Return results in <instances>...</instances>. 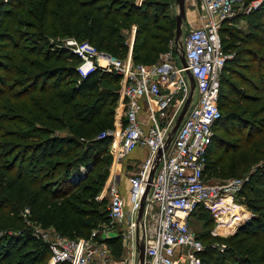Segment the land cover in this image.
<instances>
[{
  "label": "trees",
  "instance_id": "obj_1",
  "mask_svg": "<svg viewBox=\"0 0 264 264\" xmlns=\"http://www.w3.org/2000/svg\"><path fill=\"white\" fill-rule=\"evenodd\" d=\"M134 1L71 0L61 12L49 11L50 6L46 7L43 21H49L48 28L57 37L88 39L98 49L123 58L129 45L121 26L134 19L141 28L132 48L133 59L136 63H153L158 61V54L167 51L176 28L174 19L167 17L170 1L144 0L140 7ZM53 2L46 0V4ZM23 3L24 0L0 1V6L4 5L0 7V23L7 20L6 29H0V100L7 97L15 104L18 100L25 101L23 111L28 117L24 122L21 113L10 117L0 113V120L5 124L13 126L18 121L24 126L1 133L11 140L0 141V194L4 196L0 198V229L16 227L18 219L10 215L27 204L35 213V219L45 225L56 224L62 234L89 236L94 227L110 221L108 212L79 208L74 200L88 201L79 200L78 196L68 198L61 210L50 212L43 206L45 201L41 192L48 193L50 200L69 195L81 183L82 167L96 164L106 154L110 137L98 136L113 127L119 94L114 90L103 91L102 85L109 77L117 85L121 77L98 68L80 78L77 66L81 58L68 46L53 45L42 32L33 35L34 38L31 35L25 37L20 29L23 23L15 17ZM257 11L251 14H258ZM260 12L258 21L249 22L253 30L246 31L248 39L245 42L249 47L239 49L236 32L226 27L222 29L224 49L234 52V57L222 70L218 101L221 117L214 126L205 170L207 175L210 169L217 170L219 166L224 176L241 177L244 167L257 165L235 197L252 216L229 236H215L217 241L224 243L226 252L218 251L214 245L206 247L202 253L203 264H227L230 259H238L239 264H264V160L261 161L264 158V128L255 127H264V117L260 122L251 123L241 112L229 109L222 119V109L233 106L230 89L237 93L246 90L243 99L253 105L261 104L258 112L264 114V55L252 47L260 36L264 37V9ZM162 20L166 21L164 25L160 23ZM15 21L20 28L13 26ZM23 40H29L33 45L26 47L21 43ZM257 46L264 50V42ZM7 50L12 52L9 54ZM21 51L28 55H20ZM50 61L57 64L47 65ZM244 70H249L252 78L243 75ZM13 75L19 79H13ZM243 78L248 79L247 89L243 85L237 89L233 80ZM5 105L3 102L0 107ZM61 107L64 108L62 116L58 114ZM2 127L0 123V129ZM220 128L223 134L233 136V141L220 135ZM62 129L69 133L54 135L55 130ZM224 149L233 155H217ZM28 162H36L32 172L25 166ZM37 186L42 190H36ZM198 210L215 222L208 209L200 207ZM118 239L120 241L119 237L111 238L108 242L113 244ZM17 255L14 262L12 258ZM49 258L48 244L31 230L20 235L6 233L0 236V264H31L29 259L47 264Z\"/></svg>",
  "mask_w": 264,
  "mask_h": 264
},
{
  "label": "built area",
  "instance_id": "obj_2",
  "mask_svg": "<svg viewBox=\"0 0 264 264\" xmlns=\"http://www.w3.org/2000/svg\"><path fill=\"white\" fill-rule=\"evenodd\" d=\"M143 1L134 3L141 6ZM259 2L239 5L240 0H200L206 22L193 27L178 46L186 58V66L171 49L156 62L135 63L132 43L129 53L122 58L99 50L87 40L67 37L65 45L81 58L77 66L80 78L98 68L121 77L114 125L98 137H110L108 148L117 158L140 145L148 147V155L129 176V206L119 183L111 180L105 189L110 201L108 216L112 223L123 225L119 237L125 254L121 258L111 254L108 239L119 232H106L102 237L98 229H93L89 236L77 237L62 233L49 237L46 232H35L49 246V264H140V240L145 243L144 264H203L206 247L190 224L196 210L204 207L210 211L216 223L214 234L219 227L231 225L234 232L251 218V211L235 198L249 176L234 177L220 184L207 180L205 170L214 126L221 117L218 101L222 70L234 57V52L224 49L221 24L250 12ZM188 71L194 77L198 99L191 100L165 148L169 132L190 95ZM143 110L146 119L140 117ZM160 149L162 155L150 180ZM149 183L139 221V208ZM140 224L144 227L141 232Z\"/></svg>",
  "mask_w": 264,
  "mask_h": 264
},
{
  "label": "rangeland",
  "instance_id": "obj_3",
  "mask_svg": "<svg viewBox=\"0 0 264 264\" xmlns=\"http://www.w3.org/2000/svg\"><path fill=\"white\" fill-rule=\"evenodd\" d=\"M1 1V0H0ZM71 0H54V4L50 5L46 4V0H24L23 6L18 9L16 11V19L18 21H20V23H23V27L20 28L19 27V23H17L16 21L13 23L14 27H19L22 31V34H25V37L31 35V37L34 38L33 35H35L38 32H42L44 34V36L47 37V40L50 41L53 45H65V41L67 38H60L55 36V34L51 33V29L48 28L49 21H47L46 23L43 21V12H45V10L47 9L46 7H49L48 9H50L49 11L52 10H58V11H63V8L65 5H68L70 3ZM169 6H168V10H167V17H169V19H174L175 24H176V14L178 13V5L176 4V0H169ZM255 0H240V4H242V2L244 3H252ZM192 3V4H191ZM58 4V6H57ZM200 0H186V6L189 5H195L197 8V13L198 11H200L201 16L203 14H205V11H203L200 8ZM142 6V5H141ZM0 7H4L3 4H1ZM140 7V6H138ZM188 7V6H187ZM186 7V8H187ZM263 7L264 9V0H260L258 7H256L255 9L251 10L248 13H242L240 14L239 17L236 18H232L229 21H224L221 24V35L222 37H224V34L222 33V29L224 27L233 30L236 32L237 36L235 39L238 38V40L236 41V44L238 45V48H242L243 46H247L249 47L250 45L245 42L247 41L246 39H248V34H246V31L248 30H253L252 28H250L249 26V22L250 21H258V17H260L259 13H261L260 11L263 10L261 9ZM261 9V10H260ZM154 10V8H152V11ZM259 10V11H257ZM254 11H257L258 14H251ZM187 11H186V18L183 20L182 23V32L179 38V42L182 43L184 41V39L186 38L187 34L189 33V31L195 27L193 26L190 22L189 19L187 17ZM199 14V13H198ZM198 14H196L198 16ZM251 14V15H250ZM250 15V17L248 16ZM249 17V18H248ZM164 20H168V19H164ZM162 20L160 23L161 24H165L166 21ZM7 26V20L5 21V23H0V29L4 30L6 29ZM141 25L139 22H136L134 19L131 20L128 24H123L121 26V30L123 31L125 37H126V41L128 42V45H130L132 43V48L134 47L135 44V39H136V35L137 32L140 30ZM135 29V32L133 34L132 30ZM228 36V34H227ZM175 37H176V28H174V35L169 43L168 46V51L171 49L173 51H176L177 54L180 53V51L178 52V45L175 43ZM88 41V39H86ZM258 41L252 45V47L257 50L258 53L263 54L264 55V50H259V47L257 45L260 46V43L264 42V37L260 36L258 39ZM29 40H23L21 43L23 45H26V47H30L31 42ZM228 43V42H227ZM231 43V42H230ZM258 43V44H257ZM45 44V43H44ZM47 44V43H46ZM45 44V45H46ZM131 48V49H132ZM130 49V46H129ZM100 50V49H99ZM12 50H7V53H11ZM129 53V51H128ZM127 53V54H128ZM126 54V56H127ZM20 55H28V53L26 51H21ZM163 55V52L161 54H158V58H160ZM125 56V57H126ZM135 62V61H134ZM136 63V62H135ZM57 62L54 61H50L47 65L51 66V65H56ZM108 73H112V72H108ZM230 76V74H228ZM243 75H245L246 77H250L252 78V73L249 70H244ZM13 79H19V76H14L12 77ZM111 77H109V79L106 80V82L103 83L102 85V90L106 91V90H111V91H116L119 95H120V89H121V83L118 82V84L116 85L114 83V81L112 79H110ZM247 78H243L241 79V81L239 80H233V83L235 84V87L238 89V87L240 85H243L244 89H247ZM192 86V83H191ZM234 87V88H235ZM229 91V89L227 90ZM230 97H233L234 102L232 101L233 106H229L227 109H222V119H224V117L226 116V114L228 113L229 109L232 111H239L242 113V115L247 116L248 119L251 120V123H255V122H260L264 117V114H261L259 111V107L261 104H252L249 101H246L245 99H243V95H246V90H240L241 93H237V91L235 89H230ZM7 97H3L2 100H0V104L1 103H6L5 106H1L0 107V113H3L4 115H6L7 117L10 116H14V115H19L20 113V118H23V121L26 122V120H28V117L26 116L25 112L23 111L24 108V104L26 103L23 100H18V102H13L10 98H8V100L6 99ZM192 99L193 100H197L198 99V93L196 88L193 90V95H192ZM11 100L13 105H11ZM264 104V102L262 103ZM10 108V110H8L7 108ZM5 109L7 111H5ZM64 108H60V112H58V114L60 116L63 115V112H61ZM178 117V116H177ZM5 121L0 120L1 125L3 126L2 129H0V141H10V138H6L5 136H1V133H3L5 130L7 129H17L15 127H24L21 124L18 123V121H15L13 126H10L9 124H5ZM10 126V128H9ZM256 129H263L264 127L262 125L260 126H255ZM262 127V128H261ZM220 133V135H222L226 140H231L233 141V136L229 135H225L223 134V132L218 131ZM69 131H67L66 129H62V130H55L54 131V135H58V136H62V135H66L68 134ZM226 149V148H225ZM224 149L223 150H219L217 155H223L225 154L226 157H230L231 155H233V153H229L226 152ZM5 159V158H4ZM128 154L122 156L121 158H117L116 154L110 151V148H107V152L105 155H103L99 161L96 164H88L84 167H82V171L84 172V175L81 176L82 180L81 183L78 184L76 186V188L69 193V195H66L63 198H56V199H49L48 193L46 192H41L43 201H45V203L43 204L44 208L50 212L53 211V209H59L61 210L64 203L66 202V200L68 198H71L73 196H78L80 199L79 200H86L88 201V203H83V202H76V200H74L73 203L76 204V206H78L81 209H84L86 211H91L93 209V211L95 209H98L99 211H104V212H108V208H109V198H108V193L106 192V186L112 181H116L117 183H119L121 189H122V193L123 196H126L127 194L129 195V176H131L136 170H137V166L138 164L134 163V164H129L128 163ZM264 158L261 160L263 161ZM124 161L128 166V169L124 168V171H122L123 167L122 162ZM260 161V162H261ZM6 163V162H5ZM4 163V164H5ZM36 163V162H35ZM34 162H28L25 164V166L27 167V169H29V171H33L31 169H33V165L35 164ZM0 164H2L0 162ZM38 165H40L39 163H37ZM6 166V165H4ZM257 165H251L249 167H244L243 169V173L241 177H247L250 176V173L254 170V168ZM32 167V168H31ZM121 172H125L126 173V177L128 178V187H122L121 186V180H120V174ZM15 173V171H14ZM38 174V172H37ZM235 177V176H234ZM233 176H224V174H222V172L220 171V168L218 166L217 170H213L210 169V172L207 173L206 175V179L215 183H226L228 181H230L231 178H234ZM87 184V185H86ZM84 185L86 187H84ZM36 190H42L41 186H37ZM95 190V191H94ZM4 196H2L0 194V198H3ZM126 205L129 206V203L126 202ZM11 218L16 217L18 219V224L16 227H7L4 229H0V236H3L4 234L8 233V234H15V235H20L22 232H24L25 230H31L34 233H43L46 232L48 233L49 237L56 235L57 233H61V231L59 230V228L57 227L56 224H43L42 221H39L37 219H35V213H32L31 207L29 205H25L23 208H21L20 210H17L16 212L11 213ZM110 218V217H109ZM14 220V219H12ZM13 223V222H11ZM190 224L191 227L202 237V241L205 244V247H209L211 245L215 244V247L218 251L225 253L226 249L223 248V242H219L215 239V236H220V237H227L230 234H232L233 232H231V227L233 225H231L230 227H219V229L217 230L216 234H214L213 232L216 231V223L214 221L211 220V218L209 216H205L204 214L201 213V210H198L197 212H195L191 219H190ZM123 226L119 223L116 222H111V218L110 221L108 223H101V226H96L94 227V229H98V233L99 236H103L105 235L106 232H115L118 233V235H116L115 237H119V235H121V231H120V227ZM143 225L140 224L139 226V230L140 232L143 230ZM112 237V238H115ZM120 238V237H119ZM126 250L121 242V240H114L113 244L111 243V254L113 257L115 258H121L124 254H125ZM236 256V255H235ZM17 256H15L14 258H12V260L14 262L17 261ZM238 257V255L236 256ZM230 259V258H229ZM237 259V258H236ZM28 262H31V264H39V262H34L31 259L28 260ZM50 262V258L48 259L47 264H49ZM239 264L240 261L234 260V259H230L227 264ZM30 264V263H29ZM46 264V263H45ZM224 264V262H223Z\"/></svg>",
  "mask_w": 264,
  "mask_h": 264
},
{
  "label": "water",
  "instance_id": "obj_4",
  "mask_svg": "<svg viewBox=\"0 0 264 264\" xmlns=\"http://www.w3.org/2000/svg\"><path fill=\"white\" fill-rule=\"evenodd\" d=\"M176 4L178 5V13L176 14L175 18H176V37H175V43L179 46L181 43L179 42V38H180V35H181V32H182V23H183V20L186 18V0H176ZM179 52V50H178ZM179 57H180V60L182 62V64L184 66L187 65L186 63V58L183 54V52L179 53ZM188 74H189V78L191 80V83H192V86H191V91H190V95L188 96L186 102L184 103L183 105V108L181 109L178 117L176 118V121H175V124L173 126V128L171 129V131L169 132V135H168V138H167V141H166V144H165V148L169 145V143L172 141V138L174 136V134L176 133L178 127L180 126L187 110H188V107L191 103V100H192V95H193V90L195 89V80H194V77L192 76V74H190V72L188 71ZM162 155V150L160 149L158 151V154H157V157H156V160H155V164L150 172V180L152 179L154 173H155V170L158 166V162H159V159ZM150 188V183L147 185V189H146V193L143 197V200L141 202V206L139 208V214H138V220L140 221L142 219V216H143V211H144V205H145V198H146V194L148 192ZM138 250H139V261H140V264H144V261H145V243L143 241H139L138 243Z\"/></svg>",
  "mask_w": 264,
  "mask_h": 264
},
{
  "label": "crops",
  "instance_id": "obj_5",
  "mask_svg": "<svg viewBox=\"0 0 264 264\" xmlns=\"http://www.w3.org/2000/svg\"><path fill=\"white\" fill-rule=\"evenodd\" d=\"M187 6H186L187 7L186 11L188 12L187 13V17L189 19V22L193 26H198V25L202 24L203 22H206L207 17L206 16L202 17L201 14H200V11H198V13H199L198 14L196 12L197 8H196L195 5H190V7H189V5H187ZM196 14H198V16ZM146 116H147L146 115V111L143 110L141 115H140V117L142 119H146ZM147 155H148V147L145 146V145H140V146H138L136 149H134L132 152H130L128 154V158H129L128 159V163L129 164L136 163V164H138L137 166H139L142 163V161L147 157ZM121 162H122L121 166L123 167L122 171H124V168L128 169L129 164L127 166V165H125V164H127L126 162H125V164H124V161H121ZM128 178L126 177V173L125 172H121L120 180H121V186L122 187H128ZM124 197H125V201L127 203H129V195L127 194Z\"/></svg>",
  "mask_w": 264,
  "mask_h": 264
},
{
  "label": "bare ground",
  "instance_id": "obj_6",
  "mask_svg": "<svg viewBox=\"0 0 264 264\" xmlns=\"http://www.w3.org/2000/svg\"><path fill=\"white\" fill-rule=\"evenodd\" d=\"M134 34V33H133Z\"/></svg>",
  "mask_w": 264,
  "mask_h": 264
}]
</instances>
